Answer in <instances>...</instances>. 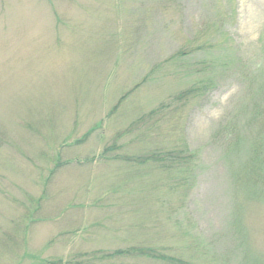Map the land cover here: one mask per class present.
I'll return each mask as SVG.
<instances>
[{
    "label": "rangeland",
    "instance_id": "obj_1",
    "mask_svg": "<svg viewBox=\"0 0 264 264\" xmlns=\"http://www.w3.org/2000/svg\"><path fill=\"white\" fill-rule=\"evenodd\" d=\"M0 138V264H264V0H0Z\"/></svg>",
    "mask_w": 264,
    "mask_h": 264
},
{
    "label": "trees",
    "instance_id": "obj_2",
    "mask_svg": "<svg viewBox=\"0 0 264 264\" xmlns=\"http://www.w3.org/2000/svg\"><path fill=\"white\" fill-rule=\"evenodd\" d=\"M180 95V94H179ZM116 107L113 108L112 111H115ZM155 111H151L149 112L146 116L140 117L138 118L133 124H131L130 129H132V127L136 124H139L140 122H142L145 118H152V116L154 115ZM99 125H101V123H97L95 125L94 128H92L90 130V132H88L86 134L89 135L92 131H94ZM3 135V134H2ZM1 140V138H0ZM110 150H112V148L106 149L105 152H109ZM156 151V150H154ZM150 152L148 153L147 156L143 157L141 159H138L137 162H140L141 164H145L147 162H152V163H168L169 165H167L166 167L168 169H172L174 168V163L176 164V166H181L184 165L186 166L187 163L185 162L186 159L189 160V158L191 157L190 154L187 153V151H170V152H161L160 150L157 152ZM117 159H124V160H129L128 157L126 155H120L117 157ZM168 160V161H167ZM61 164L57 163L53 169H51L49 171V178H51L54 174V172L56 171L57 168H60ZM178 170V169H177ZM200 251V250H197ZM201 252V251H200ZM99 255V256H97ZM116 257H126V258H137L140 261H146L147 263H161V264H183L182 260H180L177 257H173L172 255L166 254V253H161L159 252L158 248L155 246H151V245H146V244H141L139 246H132V247H127L125 249H119V250H115L110 254H105L102 255L101 252H96L94 255H92V257L88 258L86 261L87 263L91 260L95 261V264H100V263H113L115 262L117 258ZM205 261V259H203ZM71 263L70 261H68L66 264ZM47 264H65L62 260H57L54 262H49ZM80 264V262H79ZM196 264V263H195ZM198 264V263H197Z\"/></svg>",
    "mask_w": 264,
    "mask_h": 264
}]
</instances>
